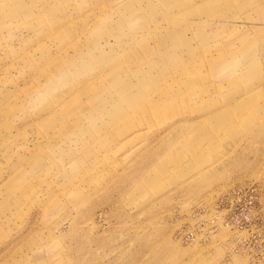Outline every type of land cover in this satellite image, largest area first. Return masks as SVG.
Wrapping results in <instances>:
<instances>
[{
  "label": "rangeland",
  "instance_id": "obj_1",
  "mask_svg": "<svg viewBox=\"0 0 264 264\" xmlns=\"http://www.w3.org/2000/svg\"><path fill=\"white\" fill-rule=\"evenodd\" d=\"M0 264H264V0H0Z\"/></svg>",
  "mask_w": 264,
  "mask_h": 264
}]
</instances>
